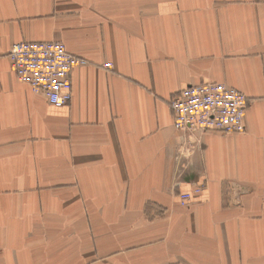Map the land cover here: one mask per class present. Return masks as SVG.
Segmentation results:
<instances>
[{"label":"crops","instance_id":"1","mask_svg":"<svg viewBox=\"0 0 264 264\" xmlns=\"http://www.w3.org/2000/svg\"><path fill=\"white\" fill-rule=\"evenodd\" d=\"M52 41L88 62L61 109L9 59ZM204 83L247 96L244 133L175 129L171 101ZM77 255L264 264V0H0V264Z\"/></svg>","mask_w":264,"mask_h":264},{"label":"built area","instance_id":"2","mask_svg":"<svg viewBox=\"0 0 264 264\" xmlns=\"http://www.w3.org/2000/svg\"><path fill=\"white\" fill-rule=\"evenodd\" d=\"M19 82L42 94L57 109L73 98L71 75L88 63L69 52L61 41L20 42L9 53ZM105 68H112L108 63ZM248 98L235 88L204 83L183 89L171 101L174 127L179 132H213L222 135L245 132ZM203 184L179 196L182 206L191 204L203 191Z\"/></svg>","mask_w":264,"mask_h":264},{"label":"rangeland","instance_id":"3","mask_svg":"<svg viewBox=\"0 0 264 264\" xmlns=\"http://www.w3.org/2000/svg\"><path fill=\"white\" fill-rule=\"evenodd\" d=\"M52 42H54V41H52ZM75 56V55H74ZM80 58V57H79ZM82 59V58H81ZM82 60H84V59H82ZM86 61V60H85ZM87 62V61H86ZM88 63V62H87ZM112 67H113V65H112ZM105 69H107V68H105ZM110 69H112V68H110ZM110 69H108V70H110ZM249 102V101H248ZM146 215V217L148 218L149 217V219L150 218H154V217H156V216H158L156 213H153V214H151V216L149 215V213H148V211H147V213L145 214ZM130 251H131V249H130ZM82 259H83V257H80L79 255H77L76 257H75V262H76V264H83L84 263V261H82Z\"/></svg>","mask_w":264,"mask_h":264}]
</instances>
